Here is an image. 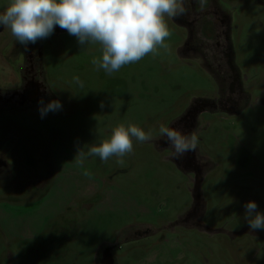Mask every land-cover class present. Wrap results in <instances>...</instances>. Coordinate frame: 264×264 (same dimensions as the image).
I'll use <instances>...</instances> for the list:
<instances>
[{"label":"rangeland","instance_id":"1","mask_svg":"<svg viewBox=\"0 0 264 264\" xmlns=\"http://www.w3.org/2000/svg\"><path fill=\"white\" fill-rule=\"evenodd\" d=\"M219 1L232 18L231 53L250 97L237 113L200 115L195 134L206 172L199 213L179 224L195 204L196 175L155 142L161 124L171 127L220 93L207 61L186 47L189 30L166 18L168 47L112 75L91 63L99 45L81 47L67 31H54L40 43L42 82L62 109L43 118L39 107L0 115L7 164L0 264H98L107 245L118 264H264V230L248 227L243 207L252 200L264 212V0ZM7 3L0 0V11ZM208 40L209 52L217 50ZM21 48L0 25V91L20 85ZM121 123L151 130L153 139L134 140L123 164L97 156L76 164L78 149L87 152Z\"/></svg>","mask_w":264,"mask_h":264},{"label":"clouds","instance_id":"2","mask_svg":"<svg viewBox=\"0 0 264 264\" xmlns=\"http://www.w3.org/2000/svg\"><path fill=\"white\" fill-rule=\"evenodd\" d=\"M206 0H201V5ZM184 0H8L0 11V25L10 30L16 42L24 45L35 44L50 37L56 26L74 36L77 43L99 45L101 55L91 63L108 75L123 66L143 59L154 53L158 46L167 48L165 39L171 35L166 18H175L186 12ZM74 80L83 86L80 78ZM104 107V103H100ZM62 109L59 100L44 104L40 101L41 118L49 112ZM174 150L172 155L179 158L189 151H195L199 139L195 132L186 133L182 128H171L163 124L158 129ZM153 139V132L141 127L121 123L112 128L108 138L91 144L84 152L78 149L76 164L83 166L88 156H97L102 162L116 157L123 164V157L134 151L133 141L144 143ZM91 177L92 173L85 171ZM244 220L251 230H264V212L255 201L243 205Z\"/></svg>","mask_w":264,"mask_h":264},{"label":"flooded vegetation","instance_id":"3","mask_svg":"<svg viewBox=\"0 0 264 264\" xmlns=\"http://www.w3.org/2000/svg\"><path fill=\"white\" fill-rule=\"evenodd\" d=\"M183 6L186 12L180 18L190 33L186 47L191 51L194 50L196 55L202 56V59L207 61L206 65L217 77L220 88L219 96L215 101L197 102L171 126V128H182L186 133H196L199 129V118L202 113L207 111L237 113L244 107L250 96L246 91L243 75L235 66L234 57L231 53L232 18L229 12L224 9L219 0H206L203 6L201 0H184ZM54 31L66 30L56 26ZM208 39H212L217 50L209 52L205 46L210 42ZM41 41L38 40L35 44L30 43L26 47L23 45L22 54L16 51L17 57H20L21 60L18 69L20 85L14 91H0V115L8 112H12L11 115H14L22 110L40 107L41 99L44 104L51 101L42 82ZM155 142L159 149L167 150L170 153L171 160L176 162L183 171L188 169L194 175L198 171L200 177L204 179L205 161L200 157L198 146L195 151H189L179 158H174L172 155L174 150L164 137L159 135ZM1 157L0 153V176H3L6 173L7 164ZM195 185L192 193L195 190ZM198 193L201 198L198 201L195 200L193 208L179 220V224L188 221L190 216L195 217L199 213L201 201L204 203L205 201H203L201 189L198 190ZM123 238L124 233H121L119 242ZM126 239L129 240L130 237H126ZM114 248L115 246L112 245L105 246L98 256V264H104L109 251L114 258V264H118V259L113 254Z\"/></svg>","mask_w":264,"mask_h":264},{"label":"water","instance_id":"4","mask_svg":"<svg viewBox=\"0 0 264 264\" xmlns=\"http://www.w3.org/2000/svg\"><path fill=\"white\" fill-rule=\"evenodd\" d=\"M181 15L177 16L175 18L176 21H178L180 24H183L182 21H181V18H180ZM184 25V24H183ZM200 172L196 171V185H195V190L193 192L194 194V199L196 201H198L201 197H200V194L198 193V190L201 189V184H202V177H200ZM104 264H114V258L112 257V254L111 252L109 251L106 259L104 260Z\"/></svg>","mask_w":264,"mask_h":264},{"label":"crops","instance_id":"5","mask_svg":"<svg viewBox=\"0 0 264 264\" xmlns=\"http://www.w3.org/2000/svg\"><path fill=\"white\" fill-rule=\"evenodd\" d=\"M19 48V47H18ZM123 233V232H122Z\"/></svg>","mask_w":264,"mask_h":264}]
</instances>
